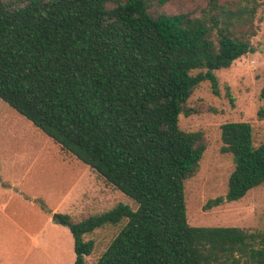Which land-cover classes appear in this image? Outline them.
<instances>
[{
    "label": "trees",
    "instance_id": "16d2710c",
    "mask_svg": "<svg viewBox=\"0 0 264 264\" xmlns=\"http://www.w3.org/2000/svg\"><path fill=\"white\" fill-rule=\"evenodd\" d=\"M172 1L0 0V98L137 204L78 221L59 214L73 264L94 248L86 234L122 220L94 264H264V229L188 223L185 182L207 142L178 124L197 112L187 101L199 83L218 94L215 70L254 51L257 2L166 12ZM220 139L234 167L204 209L264 182L250 122L222 123Z\"/></svg>",
    "mask_w": 264,
    "mask_h": 264
},
{
    "label": "rangeland",
    "instance_id": "374dc122",
    "mask_svg": "<svg viewBox=\"0 0 264 264\" xmlns=\"http://www.w3.org/2000/svg\"><path fill=\"white\" fill-rule=\"evenodd\" d=\"M206 0H173L166 12H196ZM253 52L215 70L218 94L203 81L188 98L196 113L179 115L183 130H201L207 147L198 172L185 182L187 221L195 226L264 229V182L244 197L204 209L208 199L223 195L233 170L232 155L222 153L220 125L248 121L254 144L264 142V0H256ZM260 112V113H259ZM117 203L136 202L108 184L93 168L63 149L0 98V264H73V237L53 214L74 220L106 211ZM57 208V209H56ZM125 220L84 236L95 241L87 264H94Z\"/></svg>",
    "mask_w": 264,
    "mask_h": 264
},
{
    "label": "water",
    "instance_id": "95a60500",
    "mask_svg": "<svg viewBox=\"0 0 264 264\" xmlns=\"http://www.w3.org/2000/svg\"><path fill=\"white\" fill-rule=\"evenodd\" d=\"M52 217L58 219V221H59L60 223H62V222H61V219H60V215H59L58 213H54Z\"/></svg>",
    "mask_w": 264,
    "mask_h": 264
},
{
    "label": "crops",
    "instance_id": "0c3cea01",
    "mask_svg": "<svg viewBox=\"0 0 264 264\" xmlns=\"http://www.w3.org/2000/svg\"><path fill=\"white\" fill-rule=\"evenodd\" d=\"M57 209V208H56Z\"/></svg>",
    "mask_w": 264,
    "mask_h": 264
}]
</instances>
